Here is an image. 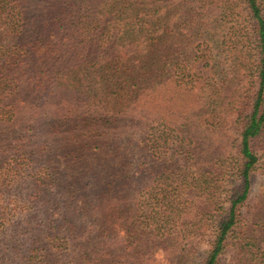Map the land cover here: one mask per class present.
<instances>
[{"label":"trees","instance_id":"16d2710c","mask_svg":"<svg viewBox=\"0 0 264 264\" xmlns=\"http://www.w3.org/2000/svg\"><path fill=\"white\" fill-rule=\"evenodd\" d=\"M0 162L19 264H264V0H0Z\"/></svg>","mask_w":264,"mask_h":264},{"label":"rangeland","instance_id":"374dc122","mask_svg":"<svg viewBox=\"0 0 264 264\" xmlns=\"http://www.w3.org/2000/svg\"><path fill=\"white\" fill-rule=\"evenodd\" d=\"M230 125L231 124H228L224 127V135L220 133L217 134V137L221 136V139L226 141L227 144L236 136L234 131L231 132ZM7 170H9V167L1 165L0 162V175L5 174ZM258 170L259 171L256 172L249 201L246 207L242 209L243 215L249 219L248 225L252 224L258 218L256 212L264 200V172L261 171V168ZM38 171V166L34 164L25 168L23 172H19V177L22 179L19 182L16 179L15 183L6 191L5 185H2L0 180V264H19L18 254L10 250V234L18 232V237L16 239L22 241L28 237L24 235V232L29 229L30 226L32 227L34 223L43 220V206L41 203L34 200L32 197H27L29 190L28 178L38 173ZM19 183L22 185V188L25 186L28 187L21 192L18 188ZM251 228L254 231L257 230L255 227ZM255 234H257V232ZM189 241L192 247L189 250L185 264H193L198 261L200 256H202L208 248L206 240H202L198 237L190 238ZM236 254L235 246H230L222 259L225 263L232 264ZM151 264H170V261L165 257L162 251H158L154 255Z\"/></svg>","mask_w":264,"mask_h":264}]
</instances>
